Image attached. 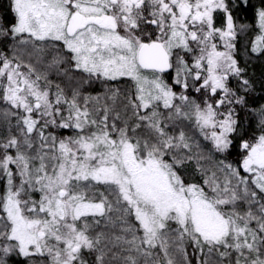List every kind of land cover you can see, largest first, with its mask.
I'll list each match as a JSON object with an SVG mask.
<instances>
[{
    "label": "snow or ice",
    "instance_id": "obj_1",
    "mask_svg": "<svg viewBox=\"0 0 264 264\" xmlns=\"http://www.w3.org/2000/svg\"><path fill=\"white\" fill-rule=\"evenodd\" d=\"M0 264H264V0H0Z\"/></svg>",
    "mask_w": 264,
    "mask_h": 264
}]
</instances>
